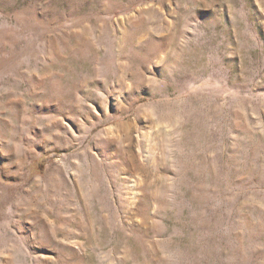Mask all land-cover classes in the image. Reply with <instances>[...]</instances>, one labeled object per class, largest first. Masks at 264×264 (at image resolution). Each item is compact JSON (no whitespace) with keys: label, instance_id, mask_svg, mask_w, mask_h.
<instances>
[{"label":"rangeland","instance_id":"obj_1","mask_svg":"<svg viewBox=\"0 0 264 264\" xmlns=\"http://www.w3.org/2000/svg\"><path fill=\"white\" fill-rule=\"evenodd\" d=\"M0 264H264V0H0Z\"/></svg>","mask_w":264,"mask_h":264}]
</instances>
